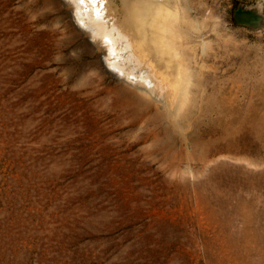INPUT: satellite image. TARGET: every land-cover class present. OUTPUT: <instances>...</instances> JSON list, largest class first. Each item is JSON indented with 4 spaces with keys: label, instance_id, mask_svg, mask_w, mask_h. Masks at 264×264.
<instances>
[{
    "label": "rangeland",
    "instance_id": "rangeland-1",
    "mask_svg": "<svg viewBox=\"0 0 264 264\" xmlns=\"http://www.w3.org/2000/svg\"><path fill=\"white\" fill-rule=\"evenodd\" d=\"M177 5L204 96L152 122L69 6L0 0V264H264V0Z\"/></svg>",
    "mask_w": 264,
    "mask_h": 264
},
{
    "label": "bare ground",
    "instance_id": "bare-ground-1",
    "mask_svg": "<svg viewBox=\"0 0 264 264\" xmlns=\"http://www.w3.org/2000/svg\"><path fill=\"white\" fill-rule=\"evenodd\" d=\"M61 1L69 6L72 21L86 34L88 41L102 51L101 61L105 68L115 78L147 93L158 103L156 107L144 103L145 110L149 111V121L177 122L184 111L192 112V94L203 97L204 90H193L195 73L191 64L196 63V56L194 52H188L190 47L186 46V35L180 28L189 25L190 21L185 12L184 15L181 13L177 0H120L127 10V21L133 32L114 16L113 0ZM137 103L139 106L140 101ZM210 108L201 107V119H204L201 122H211L210 114L216 110ZM200 136L191 137V149L196 150L201 144Z\"/></svg>",
    "mask_w": 264,
    "mask_h": 264
},
{
    "label": "water",
    "instance_id": "water-1",
    "mask_svg": "<svg viewBox=\"0 0 264 264\" xmlns=\"http://www.w3.org/2000/svg\"><path fill=\"white\" fill-rule=\"evenodd\" d=\"M234 20L240 24L254 26L260 20V16L252 10L237 8L234 11Z\"/></svg>",
    "mask_w": 264,
    "mask_h": 264
}]
</instances>
